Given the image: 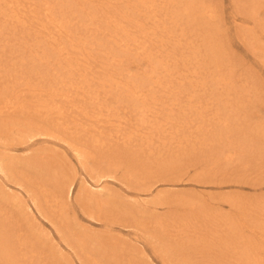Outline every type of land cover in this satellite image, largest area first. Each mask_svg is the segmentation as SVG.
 Masks as SVG:
<instances>
[{
  "label": "rangeland",
  "instance_id": "1",
  "mask_svg": "<svg viewBox=\"0 0 264 264\" xmlns=\"http://www.w3.org/2000/svg\"><path fill=\"white\" fill-rule=\"evenodd\" d=\"M29 1L19 0V9H35L36 16L29 12L24 19L27 28L24 21L0 22V44H6L0 47V81L4 86L5 80H14L24 89L23 105L36 101L38 88L61 86V75L74 77L68 82L73 85L85 77L95 91L89 96L104 112L127 105L121 91L104 93L109 87L101 83L109 84L111 73L122 84L155 88L142 75L141 49L132 43V49L123 51L113 42L116 32L107 27L108 16L120 18L126 11L140 17L143 11V17L160 14L161 23L151 28L159 47L151 54L169 62V71L161 69L164 78L190 91L192 111L188 122L163 120L160 133L166 137L154 145L136 141L134 147L110 149L97 137H85L78 145L80 159L62 132L27 136L23 130L42 125L41 113L19 105L16 113L0 119V126L10 129L0 136L5 164V173L0 172V242L8 237L5 229H12L14 237L19 233L14 246L24 248L30 264H264V0H153L159 4L155 12L149 11L152 0H120V11L108 15L87 14L93 8L78 0ZM47 5L71 28L62 52L75 58L74 67L53 46L61 36L56 33L57 39L50 40L47 35L57 29L45 28L38 18ZM146 22L128 23L137 40H127L140 42L137 23ZM210 44L216 48L214 58ZM80 51L93 53L86 69L76 58ZM107 57L117 59L114 65ZM113 160L121 166L105 170V162ZM91 165L110 171L109 178L98 180ZM65 183H73L68 200ZM95 184L108 188L104 200L88 189ZM62 199L63 209H50ZM105 214L124 221L106 220ZM28 240L36 243L35 251L29 242L25 247Z\"/></svg>",
  "mask_w": 264,
  "mask_h": 264
},
{
  "label": "bare ground",
  "instance_id": "2",
  "mask_svg": "<svg viewBox=\"0 0 264 264\" xmlns=\"http://www.w3.org/2000/svg\"><path fill=\"white\" fill-rule=\"evenodd\" d=\"M94 1L95 0H78L79 3H82L84 5H90L88 8H93L87 11V14L96 15L100 11H102L104 12L105 15H108L110 12L116 13L120 11L118 10V8H120L119 6L120 0H98L103 3L102 6L91 5L93 4ZM130 1L131 0H124L123 3H129ZM137 1L138 3L148 2L146 0H137ZM28 2L30 1L28 0ZM156 6H159V4L153 3L152 0L149 6L150 7L149 11L155 12ZM186 6L187 3L184 4L185 9ZM109 7L112 8L110 9ZM28 8H29L28 12L24 11L22 8L19 9V0H4V2L2 3L0 2L1 24L2 23L7 24L9 22L16 23L20 21L21 23H23L24 21V25H25L26 21L24 19L30 16L29 12H32L33 15H35V9H33L32 6H29ZM103 8L106 9L104 10ZM132 8L134 9L135 6H133ZM44 9H45V13L43 14V16L38 17L41 18L42 20L41 24L45 28H48V25H52L53 28L57 29L56 30L57 32H54V35L52 34L53 32H50L47 35L49 36L50 40H52L54 36L57 39L56 33L59 35V37L61 36L59 39V43L58 44L54 43L53 46H55V48L58 50V53L60 52L59 53L60 58L62 59L66 58V63L68 67L69 66L74 67L75 58L70 54V52L68 53L62 52L66 48V43H67V42H63V37L66 38L65 40L70 39V35L67 34L71 30L70 26H68V23L64 17L57 15L56 8L54 9L52 5H47L44 7ZM188 9L189 7H187V10ZM155 14L152 17L149 16L143 17L145 14L142 11L140 18V17H134L132 13L125 11V14L118 15V17L120 18H110L108 16V22H107V27L110 28L111 31H115L116 35H119V37L116 35L114 36L113 42L118 44V47L122 48L123 51L127 52L130 49H132L131 47V45H133L132 43H135L134 45L136 49H141L140 55H143V58L145 59V63H144L145 69L142 75H147L146 77L149 80H151V82H153L154 84L153 86H155V88L140 89V87H138L135 84H131L128 81H125L124 84H122L120 81H117L118 78L115 77V74L111 73L112 78L110 79V83L109 84H106L105 82L101 83V86L103 88L109 87V90L105 89L104 93L108 94L110 90L113 89L121 91L120 93L123 94L122 98L123 100H126L127 105L115 106L113 107V109L118 108V110H112L111 108H109L108 110H106L107 112H104L102 109L98 110V107L96 106V103L98 101L96 100L95 102V100H93L94 98L92 96H89V94H93L95 93V91L93 89V85L85 77L77 81L79 85H73L74 83H68V82L75 80L74 77L65 78L63 77V75H61V77L59 76V78H57V80L61 82V86L58 87V85L53 84L50 86L38 88L40 93L34 95L36 97V101L32 103H28L27 101H25L26 105H23L24 101L21 100V95H20L24 89L18 88L14 80L10 81V79H8V82H6V80L3 82L5 83L4 86L0 81V119L2 120L3 118L16 113L17 109L19 108V105L24 109L27 108L35 109L34 111L36 113L39 112L41 113L38 117H40V122L42 123V125L39 128H34L35 126H32L30 127L31 129L29 128L27 131L23 130L25 131V134H27V136L30 135L33 137L38 133L46 136L49 134L53 135L55 132H62L63 140L66 141L69 144V146L74 149L76 154H78V158L80 159L83 157V154L80 152L81 149H79L78 145L79 144L81 145L82 142L87 141L85 137L89 139L97 137L96 138L97 140L104 141L101 143V145L105 147L109 146L110 149L122 148L124 144H127L130 147H134L135 146L134 142L136 141L140 142L141 144H146L147 142H148L147 144L149 145H154V143L156 144L158 139L166 137L164 133H163L164 135H161L160 133L162 127L161 122L163 120L179 121L180 119H183L184 121L188 122L191 117L190 114L192 111L191 106L193 101L191 98L192 96L190 95V91H188L187 88H185V91H181L182 88H184V86L180 87L181 89H178V86L175 87V84L174 85L171 84L173 83L172 79L164 78L165 76H162V75H167V74H162L161 71L162 68H164V71L170 70L169 62H164L160 57L157 58L156 55L151 54L152 49L159 47V41L157 40L156 36L155 37L152 36L154 33H156V31L154 30L152 31L151 28H154V25H159L162 20L159 13H155ZM21 18L23 19L20 20ZM170 18L172 19L173 16H171ZM91 20L92 22L95 23L96 17L93 16ZM136 20L147 21L144 25L142 23H137L138 30H140L143 37V38H138L140 39V42L138 43L130 42L129 40H127V39H131L133 41L137 40L136 37H131V33L129 32L127 26L128 23L135 22ZM150 21L151 23L149 24ZM166 22L167 20H165V23ZM28 23H31V21H29ZM28 26L29 24L27 26L25 25L24 27L27 28ZM0 28H2L1 25ZM1 31L2 29L0 30V32ZM63 31H65L66 33H63ZM107 34L110 35L111 32L109 31V33ZM148 41L150 44H147ZM165 42L166 41L163 40L160 44V47L163 46ZM5 45L1 43L0 47L2 46L4 47ZM174 45L176 46L178 45L177 41ZM79 46H82V44ZM176 46L173 48L176 49ZM215 49L216 48L213 46V44H210L209 51L211 58H214L217 55ZM78 54L79 55L76 58L78 60L83 61V63H85L84 65L85 68L82 66L83 69H86L93 63L92 61H94V59L91 57V55H93L92 52L80 51ZM14 59L15 57H11V61ZM107 59L110 61L111 65H114L113 60H117L115 57H107ZM3 61H4L3 54L0 53V73L4 71V69L2 68ZM79 69L81 68L79 67ZM72 70L70 68L69 72H71ZM132 73L129 74L130 77L134 76V74ZM79 75L81 76V74ZM190 84H192V82H190ZM96 92H98V94L101 93V91L99 90H96ZM124 94H125V98H124ZM107 99H109V97H105V100ZM91 107L93 108V110H91ZM173 125L176 126L175 123H173L172 126ZM91 126L93 127L91 128ZM9 130L10 129L8 127L0 126V136L2 137L3 135L7 134ZM80 132H85V133H83L82 136L81 134H79ZM93 141L95 140L93 139ZM10 157L12 156L10 155ZM113 161L112 162L107 161L108 162L107 165L105 162L104 169L106 170V167L107 169H109L112 166H115L116 168L121 166L119 162L117 161L115 162V160ZM93 166L91 167V171L93 172L95 171L96 175L98 174L97 175L98 180L102 178H109L107 173L110 171H107L105 173V171H102L101 169L97 170ZM4 168H5V164L0 158V172L5 173ZM93 168L95 169L92 170ZM112 169L114 168H111V170ZM112 172L113 171H111V173ZM72 186L73 183L64 184V187L67 188L66 197H65L67 200L69 199L70 195L73 194ZM2 188H4V186H2ZM88 189L92 193L99 194L101 200L103 199L102 196H104V194H106L108 191V188L106 186L99 184H95L94 187L93 185H91V187H88ZM62 190L65 191L64 188H62ZM33 202L41 212L42 211L41 206H39V204L36 203V200ZM27 207L29 208V206ZM52 207L53 208L60 207V209H63V199L62 202H58L57 206L55 204L54 205L51 204L50 209L54 211ZM103 218L112 221L119 220L118 222L120 223L124 219L123 217L111 216L107 214L103 215ZM5 230H8V237L5 241L0 242V259L3 260L4 264L32 263L33 261L30 262L29 258L27 257V253L24 252V248L21 247V249L20 248L18 249L19 246L18 247L14 246V242L17 243L16 239L18 238L19 233L17 234L16 236L17 238H16L14 237V233L10 232V230L12 229L8 228ZM253 233L257 234V232L255 231H253ZM21 240L22 239L20 237L18 243H20ZM28 242H29V247L32 249V251H35V249H37V247H35L36 243L32 242L31 240H28L25 242L27 243L25 247H28ZM22 244L24 245V242L20 243V246H22ZM21 254L22 256L23 255L24 256L20 257Z\"/></svg>",
  "mask_w": 264,
  "mask_h": 264
}]
</instances>
